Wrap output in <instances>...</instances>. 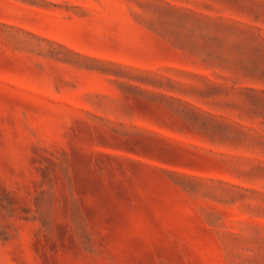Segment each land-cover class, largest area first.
I'll return each mask as SVG.
<instances>
[{
    "label": "rangeland",
    "instance_id": "rangeland-1",
    "mask_svg": "<svg viewBox=\"0 0 264 264\" xmlns=\"http://www.w3.org/2000/svg\"><path fill=\"white\" fill-rule=\"evenodd\" d=\"M0 264H264V0H0Z\"/></svg>",
    "mask_w": 264,
    "mask_h": 264
}]
</instances>
